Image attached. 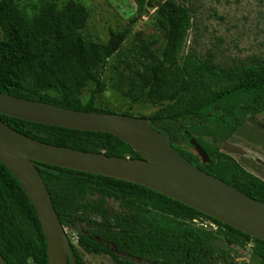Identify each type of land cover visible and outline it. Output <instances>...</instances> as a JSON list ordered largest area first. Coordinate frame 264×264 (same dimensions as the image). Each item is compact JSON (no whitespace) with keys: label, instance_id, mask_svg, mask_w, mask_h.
Returning <instances> with one entry per match:
<instances>
[{"label":"trees","instance_id":"16d2710c","mask_svg":"<svg viewBox=\"0 0 264 264\" xmlns=\"http://www.w3.org/2000/svg\"><path fill=\"white\" fill-rule=\"evenodd\" d=\"M156 13L164 39L140 35L124 48L132 26L110 30L100 44L82 35L87 8L75 1H45L33 16L14 0H0V93L65 109L105 112L96 106L106 89L101 71L119 56L112 88L134 105H158L150 126L201 171L264 203V181L246 171L225 147L246 117L264 113V59L223 67L188 50L191 0H136ZM141 13L138 18H141ZM139 20V19H138ZM135 21L132 23L134 24ZM94 84L87 102L82 96ZM135 117L131 113H124ZM17 132L49 145L109 157L140 159L119 138L31 123L0 115ZM254 123L256 121L252 119ZM196 142L205 162L191 152ZM194 149V147H193ZM60 221L87 254L117 264H237L233 248L253 245L264 264V242L147 187L119 179L37 164ZM75 262L85 264L71 242ZM0 259L4 264H48L47 240L33 202L0 161Z\"/></svg>","mask_w":264,"mask_h":264},{"label":"water","instance_id":"95a60500","mask_svg":"<svg viewBox=\"0 0 264 264\" xmlns=\"http://www.w3.org/2000/svg\"><path fill=\"white\" fill-rule=\"evenodd\" d=\"M0 115L64 129L111 134L141 156L117 158L49 145L17 132L0 119V161L16 176L33 202L48 244V264L77 263L37 164L147 187L264 242V203L198 169L174 149L168 134L157 132L145 118L73 111L2 93ZM192 145L208 162L206 152L196 142ZM225 147L243 153L229 144Z\"/></svg>","mask_w":264,"mask_h":264},{"label":"rangeland","instance_id":"374dc122","mask_svg":"<svg viewBox=\"0 0 264 264\" xmlns=\"http://www.w3.org/2000/svg\"><path fill=\"white\" fill-rule=\"evenodd\" d=\"M20 9L33 17L48 0H14ZM63 4L67 0H55ZM83 4L89 13L85 39L106 44L110 30L121 31L132 26V32L124 44L128 49L140 35L150 42L158 41L163 48L164 39L157 27L156 13L147 7L139 12L136 0H75ZM193 26L189 33L187 49L200 57H212L223 67L235 64H252L264 59V0H191ZM141 13V18H138ZM139 19V20H138ZM135 21L134 24H132ZM2 34L0 31V40ZM119 56L111 58L103 71L101 80L106 91L97 98L96 106L105 112L133 114L137 118L149 117L161 111L158 105H134L112 88ZM94 84L88 85L82 100L87 102ZM254 119L256 123L252 121ZM243 153L232 152L231 156L249 173L264 181V113L246 117L243 125L227 142ZM191 152L195 149L185 144ZM196 152V151H195ZM70 242L80 251L85 264H117L106 255L87 254L78 247L75 232L67 231ZM253 245L233 248L230 251L237 264H260L253 254Z\"/></svg>","mask_w":264,"mask_h":264},{"label":"bare ground","instance_id":"6f19581e","mask_svg":"<svg viewBox=\"0 0 264 264\" xmlns=\"http://www.w3.org/2000/svg\"><path fill=\"white\" fill-rule=\"evenodd\" d=\"M0 264H1V261H0Z\"/></svg>","mask_w":264,"mask_h":264},{"label":"flooded vegetation","instance_id":"af4514ba","mask_svg":"<svg viewBox=\"0 0 264 264\" xmlns=\"http://www.w3.org/2000/svg\"><path fill=\"white\" fill-rule=\"evenodd\" d=\"M228 144V143H227Z\"/></svg>","mask_w":264,"mask_h":264}]
</instances>
